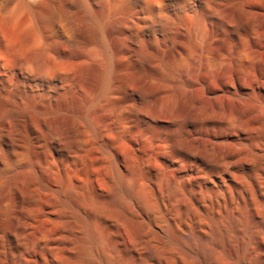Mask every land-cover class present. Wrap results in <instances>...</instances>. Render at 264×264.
<instances>
[{
    "label": "bare ground",
    "instance_id": "6f19581e",
    "mask_svg": "<svg viewBox=\"0 0 264 264\" xmlns=\"http://www.w3.org/2000/svg\"><path fill=\"white\" fill-rule=\"evenodd\" d=\"M168 251L264 264V0H0V264Z\"/></svg>",
    "mask_w": 264,
    "mask_h": 264
},
{
    "label": "rangeland",
    "instance_id": "374dc122",
    "mask_svg": "<svg viewBox=\"0 0 264 264\" xmlns=\"http://www.w3.org/2000/svg\"><path fill=\"white\" fill-rule=\"evenodd\" d=\"M238 254L237 252L234 253V255ZM196 258L195 256H188V257H182L179 255H174L168 251L167 258L162 261L155 264H195Z\"/></svg>",
    "mask_w": 264,
    "mask_h": 264
}]
</instances>
